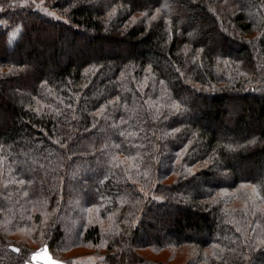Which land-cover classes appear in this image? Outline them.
Instances as JSON below:
<instances>
[{
    "label": "trees",
    "instance_id": "16d2710c",
    "mask_svg": "<svg viewBox=\"0 0 264 264\" xmlns=\"http://www.w3.org/2000/svg\"><path fill=\"white\" fill-rule=\"evenodd\" d=\"M0 7V264H264V0Z\"/></svg>",
    "mask_w": 264,
    "mask_h": 264
},
{
    "label": "rangeland",
    "instance_id": "374dc122",
    "mask_svg": "<svg viewBox=\"0 0 264 264\" xmlns=\"http://www.w3.org/2000/svg\"><path fill=\"white\" fill-rule=\"evenodd\" d=\"M3 184L4 183H1V181H0V187ZM163 213L165 215V221L163 223H161V224H158L156 226L155 231H153V232H155L157 234L165 233L166 225L167 224L169 225L173 221V217L174 216L170 215L169 213H166L165 211H163ZM31 233H34V228H32V226H30L29 230H26V231L22 232V234H20V235L14 236V238L21 239L18 236L27 235V234L31 235ZM151 234H153V233H151ZM185 235L186 234H183V235L175 234L173 238L179 239L180 237H183ZM27 241H29V238H27ZM30 247H32V249L33 248L34 249L37 248V243L32 241L30 243ZM40 252H43V251H37L35 253L38 254ZM35 253L32 254V256L30 258V261L27 264H31L32 257L34 256ZM170 253H171V250H165V251H163V252H161L159 254L158 253L151 254L150 252L148 253V251H146L144 254L147 257V259L160 261L163 264H178V262L185 260V258H183L186 255L185 252L182 254V258H178L177 259V262L174 261V257H172V259H173L172 261L169 259L170 256H171ZM102 254H103L102 251L98 250L97 248H95L93 246L88 245L87 247H83V248L74 250L73 252H71L69 254V256H77V264H103L102 263V260H103L102 256L100 257V255H102ZM55 261H57V260H55ZM55 261L52 260L51 264H53V262H54V264H56ZM34 264H39V263H34Z\"/></svg>",
    "mask_w": 264,
    "mask_h": 264
},
{
    "label": "crops",
    "instance_id": "0c3cea01",
    "mask_svg": "<svg viewBox=\"0 0 264 264\" xmlns=\"http://www.w3.org/2000/svg\"><path fill=\"white\" fill-rule=\"evenodd\" d=\"M36 255L32 257L31 264L39 263V264H51V261H55L52 259L51 255L47 251H43L40 253H35ZM56 264H63L61 262L55 261Z\"/></svg>",
    "mask_w": 264,
    "mask_h": 264
},
{
    "label": "snow or ice",
    "instance_id": "6c2138e0",
    "mask_svg": "<svg viewBox=\"0 0 264 264\" xmlns=\"http://www.w3.org/2000/svg\"><path fill=\"white\" fill-rule=\"evenodd\" d=\"M35 3H36V0H32V4L35 5ZM41 3H43V0H41ZM9 6H11V5H9ZM4 10H5L4 8L0 7V12H2V11H4ZM47 14H48V15H52L51 12H48ZM145 15H147V13H145ZM153 19H155V17H153ZM0 23H3V22L0 21ZM20 183L23 184L24 181L21 180ZM25 195H27V193H25ZM13 251H14V252H19L20 249H19V248H14ZM35 255H36V254H34V256H35ZM53 264H54V262H53Z\"/></svg>",
    "mask_w": 264,
    "mask_h": 264
},
{
    "label": "water",
    "instance_id": "95a60500",
    "mask_svg": "<svg viewBox=\"0 0 264 264\" xmlns=\"http://www.w3.org/2000/svg\"><path fill=\"white\" fill-rule=\"evenodd\" d=\"M15 247H10V249L13 251V249H14ZM15 253H19V252H15Z\"/></svg>",
    "mask_w": 264,
    "mask_h": 264
}]
</instances>
